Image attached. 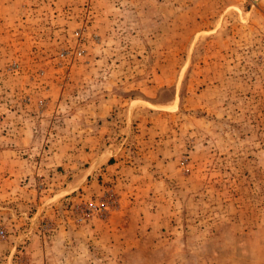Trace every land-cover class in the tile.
<instances>
[{"label": "rangeland", "instance_id": "1", "mask_svg": "<svg viewBox=\"0 0 264 264\" xmlns=\"http://www.w3.org/2000/svg\"><path fill=\"white\" fill-rule=\"evenodd\" d=\"M0 264H264V0H0Z\"/></svg>", "mask_w": 264, "mask_h": 264}]
</instances>
